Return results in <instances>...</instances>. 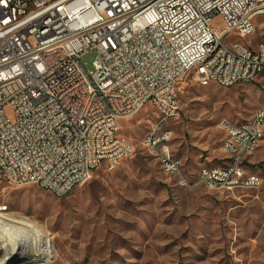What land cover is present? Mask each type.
I'll return each instance as SVG.
<instances>
[{"label":"built area","instance_id":"1","mask_svg":"<svg viewBox=\"0 0 264 264\" xmlns=\"http://www.w3.org/2000/svg\"><path fill=\"white\" fill-rule=\"evenodd\" d=\"M258 3L264 0H0V182L10 176L11 185L65 197L102 164L112 169L133 156L134 145L119 133L122 120L148 104L157 119L178 117L179 84L192 70L200 84L222 87L255 80V70L264 74V45L247 58L250 44L227 40L228 32H256ZM215 16L223 20L219 29ZM91 50L88 71L82 59ZM235 132L242 148H255L251 124ZM231 142L224 137L227 160L209 171L221 175L212 184L259 187L258 178L235 179L249 160L226 150ZM158 159L185 187L202 184L178 173L177 156Z\"/></svg>","mask_w":264,"mask_h":264},{"label":"rangeland","instance_id":"2","mask_svg":"<svg viewBox=\"0 0 264 264\" xmlns=\"http://www.w3.org/2000/svg\"><path fill=\"white\" fill-rule=\"evenodd\" d=\"M255 21L252 36L227 40L252 46L264 40V16ZM213 23L217 29L223 26L220 16ZM95 57L93 50L83 56L88 71ZM178 102V117L161 132H169L171 152L184 164L182 173L196 182L204 160H227L219 121L250 119L264 108V87L253 82L202 85L192 70L179 84ZM157 117L148 104L122 120L119 133L134 145L133 156L112 169L102 164L65 197L36 184L0 182V208L7 207L0 213L31 223L52 245L49 263L32 255L26 257L28 264H264V141L245 163L249 173L262 177L259 187H184L143 143Z\"/></svg>","mask_w":264,"mask_h":264},{"label":"bare ground","instance_id":"3","mask_svg":"<svg viewBox=\"0 0 264 264\" xmlns=\"http://www.w3.org/2000/svg\"><path fill=\"white\" fill-rule=\"evenodd\" d=\"M264 3H258V11H251V18L255 19L257 16H264ZM235 35V32H228V36ZM264 45V40L258 42L255 46L250 44L249 50L247 51V58H254L255 55L262 54V46ZM219 47H226V40H219ZM264 77L262 70H255L254 79L255 80H246V82H254ZM179 106V102H178ZM260 112L259 115H255V123H253L254 114L250 119L240 123L231 122L228 119H221L220 125L225 131V137L227 141H233L231 143H226V150H237V156H248V160L256 152L255 148H259L260 143L264 140V108L258 109ZM257 110V111H258ZM140 111H138L139 113ZM176 118L175 112H166L165 119H157L155 122V128L157 131L148 132L144 139L143 143L147 148V142H150L152 139L153 143H150V153L153 156H158V158L175 157L171 152L169 145V136H167V131L161 132L164 128V125L168 120ZM245 124H251L253 146L255 148H242L241 140H236L235 130H241L242 126ZM227 124V126L225 125ZM157 143H162V148ZM224 148V140H223ZM161 162L163 170L166 172L165 168V159H158ZM182 164L177 163L178 173H182L181 170ZM220 167L214 168H203L198 176V181H202L211 189H216L218 187L212 184L214 182H221V175H216V172H209L215 169H221ZM208 172V176H206ZM179 179V184L185 187L183 183V178L177 176ZM227 178H234V170H226ZM259 179L263 181L262 177L256 173H249L245 166L241 169L240 172H235V179L239 180L240 183H248L250 179ZM6 182L12 184V177L3 176L2 183ZM54 195L59 196L58 193H53ZM4 207L0 208V211H4ZM52 245H49L44 238H42L41 233L33 227L29 222H25L19 219L11 218L4 213H0V264H28L26 262V257L29 259L32 258V255L37 257L41 263H49L52 257ZM32 261V260H30ZM29 261V262H30Z\"/></svg>","mask_w":264,"mask_h":264},{"label":"crops","instance_id":"4","mask_svg":"<svg viewBox=\"0 0 264 264\" xmlns=\"http://www.w3.org/2000/svg\"><path fill=\"white\" fill-rule=\"evenodd\" d=\"M253 83H256V85L258 86H260V87H264V77L262 78H260L259 80H256V81H254ZM219 125H220V121H219ZM221 126V125H220ZM222 128V127H221ZM225 137V136H224ZM223 140H224V138H223ZM223 140H222V143H221V150L223 151V153L225 154L224 155V158L226 159V157H227V155H226V153H225V151L223 150L224 148H223ZM264 140H262L261 141V143H260V145L262 144V142H263ZM260 147V146H259ZM180 159V158H179ZM181 160V159H180ZM208 160V159H207ZM207 160H204V164L202 165V167H201V169H200V171L203 169V168H206V167H209V168H214V167H220V166H222L224 163H221V164H213L211 161H207ZM181 162H182V165L184 166V164H183V161L181 160ZM184 170V169H183ZM200 171H199V173H200ZM198 176H199V174H198Z\"/></svg>","mask_w":264,"mask_h":264}]
</instances>
